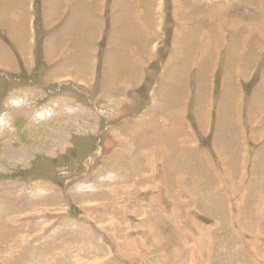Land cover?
Masks as SVG:
<instances>
[{"label":"rangeland","instance_id":"1","mask_svg":"<svg viewBox=\"0 0 264 264\" xmlns=\"http://www.w3.org/2000/svg\"><path fill=\"white\" fill-rule=\"evenodd\" d=\"M0 264H264V0H0Z\"/></svg>","mask_w":264,"mask_h":264},{"label":"bare ground","instance_id":"2","mask_svg":"<svg viewBox=\"0 0 264 264\" xmlns=\"http://www.w3.org/2000/svg\"><path fill=\"white\" fill-rule=\"evenodd\" d=\"M206 39H208V36H207V33H205V34H203L201 37H200V41H202V42H206ZM207 43V42H206ZM201 45V44H200ZM207 46H208V44H207ZM202 48H204V47H202ZM201 48V49H202ZM202 50H204V49H202ZM203 52V51H202ZM203 54H205L204 52H203ZM63 62V61H62ZM123 142V141H122ZM124 143V142H123ZM124 144H126V143H124ZM128 147V146H127ZM127 149V148H126ZM117 156L119 157V154L117 153ZM113 160V159H112ZM111 160V161H112ZM116 161H117V158H116ZM114 162V161H113ZM112 168V167H111ZM228 171V170H227ZM115 191V190H114ZM109 193V192H108ZM115 199V198H114ZM116 200H118V199H116ZM115 201V200H114ZM112 205H113V203H112ZM104 206H106V205H104ZM97 207V206H96ZM102 207V206H101ZM86 208V207H85ZM93 208V207H92ZM103 208V207H102ZM112 208V207H111ZM115 208V207H114ZM117 208V207H116ZM96 210V209H95ZM89 212V211H88ZM111 212V211H110ZM114 212V211H113ZM111 220V219H110ZM113 220V219H112ZM110 223H113V221L112 222H110ZM143 224V223H142ZM103 226H104V228L106 229V233L107 234H109V232H108V230H107V228H110L111 226H112V224H107V225H104L103 224ZM100 227H101V225H100ZM114 227V226H113ZM116 227L118 228V226H117V224H116ZM143 227V226H142ZM145 227V226H144ZM150 227V226H149ZM112 228V227H111ZM104 229V230H105ZM113 229H116L115 227L113 228ZM112 232V231H111ZM117 232V231H116ZM115 235V234H114ZM113 236V235H112ZM114 237V236H113ZM119 248V247H118ZM119 252V251H118ZM141 252V251H140Z\"/></svg>","mask_w":264,"mask_h":264},{"label":"crops","instance_id":"3","mask_svg":"<svg viewBox=\"0 0 264 264\" xmlns=\"http://www.w3.org/2000/svg\"><path fill=\"white\" fill-rule=\"evenodd\" d=\"M115 60L117 61V63L119 62L117 59H115ZM114 87H116V86H114ZM114 87H113V88H114ZM117 88H118V87H116V88H114V89H116V90H117Z\"/></svg>","mask_w":264,"mask_h":264}]
</instances>
